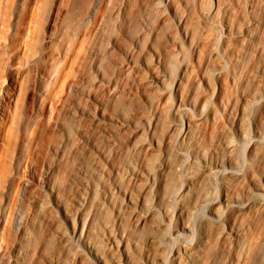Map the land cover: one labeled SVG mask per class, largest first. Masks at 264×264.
I'll use <instances>...</instances> for the list:
<instances>
[{"label": "rangeland", "instance_id": "rangeland-1", "mask_svg": "<svg viewBox=\"0 0 264 264\" xmlns=\"http://www.w3.org/2000/svg\"><path fill=\"white\" fill-rule=\"evenodd\" d=\"M187 2L0 0V264H97L73 231L71 217L77 223L82 214L89 218L87 240L108 264L122 256L121 251H111L106 236L108 230L118 229L129 247V264H144L149 239L155 240L150 250L155 264H172L175 251L196 246L200 233L207 243L196 264H224L231 259V250L220 233L228 221L210 222L206 215L211 202L226 193L237 195L244 204L224 209L229 221L243 229L239 264H264V192L255 189L264 185V98L259 97L264 94V49L260 47L264 0H195L194 13L188 12ZM209 11L212 16L206 18ZM172 33L185 47L201 39L228 49L229 55L236 56L237 67H230L232 74L226 81L213 78L208 85L198 58L177 55L172 59L168 69L175 81L188 69L181 94L189 87L202 88L211 95L219 119L213 112L198 122L196 135L188 142L191 149L176 150L165 172V181H174L175 186L162 185L157 195L147 197L152 183L133 177L129 183L121 175L115 151L111 159L97 151L95 163L88 151L83 159L77 158L80 145L87 140L95 143L101 134L98 129L107 123L99 105L92 113L87 104L79 109L81 122L71 143L62 109L74 95L94 103L100 92L116 87L121 74L136 75L143 69L156 84L157 70L163 71L155 48L157 37L167 36L171 43ZM107 76L112 78L106 82ZM85 77L90 93L78 87ZM176 85H172L174 97ZM132 91L141 100L146 98L144 87ZM244 93L257 98L243 107V119L233 129L229 116ZM186 123L168 131L164 147ZM226 138L233 148L223 147ZM228 161L233 166L223 164ZM180 162L181 169H175ZM220 162L223 167H217ZM159 166V158L150 164L153 173ZM85 173L90 176L86 183ZM115 181L132 189L137 199L147 198L155 208V216L137 231L131 217L117 222L123 197L112 191ZM202 196L209 201L196 206ZM182 220L191 224V230H178ZM161 257L166 260L161 262Z\"/></svg>", "mask_w": 264, "mask_h": 264}, {"label": "clouds", "instance_id": "clouds-1", "mask_svg": "<svg viewBox=\"0 0 264 264\" xmlns=\"http://www.w3.org/2000/svg\"><path fill=\"white\" fill-rule=\"evenodd\" d=\"M163 8V3L160 4ZM188 12L194 13L197 5L195 0H188L185 5ZM207 7V6H206ZM183 19V15L178 17ZM172 35V41L169 43L167 36H158L155 45L156 52L159 55L160 68L157 75L160 80L153 84L148 79L147 73L140 69L136 75L131 73L128 76L116 77V87H107L106 91L100 92L95 97L94 103H88L83 100V95H74L69 98L66 104V122L68 126L69 143L74 139L73 130H78L81 117L77 115L80 108L87 104L89 113L95 111V105L106 113L107 123L103 125L100 136L96 138L95 143L87 140L80 145L77 151V158L83 159L84 152L91 153L89 159L91 162H97L95 153H100L112 158L111 153L115 151L116 158L121 164V175L129 179L138 173L143 175V170H148V175H152L150 164L159 158L160 172L163 177L168 169L169 161L176 155V137L173 136L168 147H164V137L168 131L175 126L177 129L183 127L185 120L192 123L203 122L213 112L219 119V111L211 103V95L205 93L202 88L193 90L189 87L183 94L180 89L176 90L175 97L172 92V85L175 83V77L169 72L168 65L177 55L181 57H196L199 60L202 69V76L207 78L209 83L221 80H227L232 74L231 68L237 67L233 63L236 56L229 55L228 49H219L213 45L203 42L201 39L192 40L188 47L175 36ZM190 38L185 35L184 40ZM231 47V45H229ZM179 47V52H177ZM261 49H264V35L261 36ZM243 51V49H241ZM143 54V53H141ZM122 67V66H118ZM134 67H138L135 65ZM150 70L154 66L149 62ZM106 77V82L111 79ZM85 77L81 80L78 87L83 92L90 93V86L84 82ZM161 81H163L161 83ZM198 84V80L195 81ZM144 87L146 98L141 100L140 96L132 91V88ZM99 91V90H98ZM202 97L204 98L202 100ZM155 145V147H153ZM127 165V168L123 166ZM85 183L90 176L85 173ZM145 178V182H146ZM85 190V195H86ZM185 206L180 205V212L183 213Z\"/></svg>", "mask_w": 264, "mask_h": 264}, {"label": "bare ground", "instance_id": "bare-ground-1", "mask_svg": "<svg viewBox=\"0 0 264 264\" xmlns=\"http://www.w3.org/2000/svg\"><path fill=\"white\" fill-rule=\"evenodd\" d=\"M204 16L206 18H210L212 16V12L209 11L205 13ZM186 69L182 76H178L176 78L175 81L177 84L176 90L180 88L181 80L187 74L188 69L187 70ZM203 79L208 83V85H211L207 78L203 77ZM259 97L264 98V94H260ZM256 98L257 96L255 97L253 96L252 98H250V96H247L245 93L243 94L242 101L236 108H234L231 115L229 116L230 123L232 124L233 129H235L243 119V107L246 104L251 103ZM99 114L102 117L105 116L104 113H99ZM197 124L198 122L192 123L190 121H187L186 128H183L182 130L175 132L174 136L176 137L175 140L176 150L189 151L191 149V146L188 145V142L195 137ZM237 130L240 135L245 134L243 129L241 130L237 129ZM172 138L170 142L172 141ZM170 142L168 143V145L170 144ZM153 147H155V145H153ZM223 147L225 149H231L233 148V144L228 140V138H226L224 140ZM223 164L233 166L231 161L224 162ZM174 166L175 169L179 170L183 165L180 162L174 164ZM217 167H223L221 162L220 164L219 163L217 164ZM131 177H133V179H135L136 181L145 180V178H147L146 180L152 183L149 189L147 190L148 192H146L148 195L147 197H149L152 194L157 195V193L159 192V188L162 185L164 187H169V188L175 186L173 184L174 181L171 182L165 181V179L167 178V175H165V173L163 177L161 176L160 166L155 173L152 172V175H148V170L144 169L143 175H140L138 173L137 175ZM255 189L259 190L260 192L262 191L264 192V185L258 184L255 187ZM112 191L122 195L123 197V203H121L120 207L117 210L118 224L122 223L126 218L131 217L134 220L133 229L134 231H137L141 226L145 225L148 222V220H150L155 216L154 215L155 208L152 205H149L147 198H144L142 200L137 199L134 196L132 189L125 188L119 182L115 181L112 187ZM175 193L177 194L178 191H175ZM208 199L209 198L207 196L200 197L198 202L196 203V206L208 202L209 201ZM243 205L244 204L241 201V198H239L237 195L226 193L221 199L214 202L212 201L210 206L207 208L208 214L206 215V217L208 218V220H210V222L221 223L224 221H228L227 228L220 233V238L224 239V241L227 242L231 250V259H229V261L225 262L224 264H239L238 251L240 248H242L241 246L243 240V229L240 226H238L235 222L229 221V214H226L224 209L230 210L231 208L241 207ZM81 211L82 209L79 210V212ZM70 220L72 221L73 231L78 235L80 241L88 249V252L94 258V261L97 264H108L106 262L104 255L100 253L96 249V247L87 240L86 233L87 231H89L88 216L86 214H82L77 223L73 222L74 219L72 217ZM178 230H184V231L191 230V224L187 221L182 220V223H180V225L178 226ZM106 236L108 238L111 251L112 252L121 251L122 253L121 258H117L113 264H129L130 251H129V247L125 243L124 234H122L119 229L113 231L108 230ZM206 241L207 238L204 235V233H200L196 246L185 245L182 248L175 251L174 261L172 262V264H196V260H197L196 258L198 257L201 248L204 247L205 244L207 243ZM154 242L155 240L149 239L145 243L147 248L143 255L144 264H155V259H153L150 253V250L153 247ZM159 260L161 262H164L166 258L161 257L159 258Z\"/></svg>", "mask_w": 264, "mask_h": 264}]
</instances>
